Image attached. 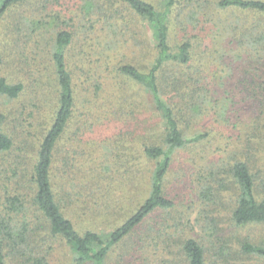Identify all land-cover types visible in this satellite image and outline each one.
Listing matches in <instances>:
<instances>
[{
    "label": "trees",
    "instance_id": "trees-1",
    "mask_svg": "<svg viewBox=\"0 0 264 264\" xmlns=\"http://www.w3.org/2000/svg\"><path fill=\"white\" fill-rule=\"evenodd\" d=\"M29 1L0 0V70L14 64L15 56L26 65L19 64V71H12L27 77L31 67L39 69L41 63H47V83L41 74L29 83L31 91H36L35 98L24 99L28 89L24 82L12 83L0 77V96L21 100L15 111L23 120L22 132L14 138L5 132L6 115L0 113V264H53L56 245L61 243L73 252L70 264H109L116 248L128 242L130 264H209L204 247L185 235L183 217H171L177 205L167 180L178 163L189 164V153L216 134L214 130L196 129L208 118V107L216 110L215 122L228 130L231 125L238 129L228 117L232 100H214L201 92L202 81L190 70L193 44L189 31L203 22L215 23L212 13L229 14L219 18L222 26L217 29L264 72V0H158L156 4L148 0H82V10L95 22L92 30L103 37L104 50L97 68L101 84L127 85L121 92L127 91L132 100L142 94L161 119L159 133L153 136L157 144H141L135 157L150 172L146 193L126 219L104 237L94 229L81 233L72 219L81 220L84 215L104 218L120 203L121 196L113 203L109 200L110 191L99 170L85 182L71 179L68 166L67 170L58 166L61 145L77 109L78 85L89 84L91 78L84 79L72 62L73 32L58 30L45 45H35L31 38L22 48L23 30L17 16ZM63 15L67 16L57 12L55 17L62 19ZM30 29L43 32L35 23ZM148 30L155 39L151 47L146 38ZM17 31L22 34L20 39L15 37ZM120 32L124 38L126 33L130 37L124 44L131 40L130 46L136 48V58L130 57L128 62L121 59L125 52H116L122 47L116 40ZM252 90L256 95L249 101L257 110L252 114V127L244 129L243 138H237L244 139L241 154L236 148L231 150L233 156L211 166L226 168L211 169L208 176L201 179L199 175L196 181L208 208L222 203L223 193H233L231 220L238 229L264 226V98L258 95L264 91V84L254 82ZM183 171L178 169V173ZM100 196L103 199L98 201ZM158 212L173 222L165 217L161 227L154 229L150 222ZM203 212L207 221H216L214 212ZM145 226H149V234L142 237L140 231ZM161 248V252L175 257L158 258ZM241 252L264 264V243H243ZM126 257L121 256L122 262ZM222 257L227 259V255Z\"/></svg>",
    "mask_w": 264,
    "mask_h": 264
},
{
    "label": "rangeland",
    "instance_id": "rangeland-1",
    "mask_svg": "<svg viewBox=\"0 0 264 264\" xmlns=\"http://www.w3.org/2000/svg\"><path fill=\"white\" fill-rule=\"evenodd\" d=\"M148 1L152 4L158 2V0ZM83 6L82 0H30L24 8L18 10L17 23L23 30V38L19 31L15 37L23 39L22 48H24L31 38L35 39V45L40 43L45 45L58 30H68L74 34V43L70 48L72 62L82 71L84 79L87 78L89 81L90 77L91 80L84 86L78 85L77 109L71 129L64 136L60 150L61 163L58 166L64 170H67L68 166L71 179L81 178V181L85 180V182L93 177L94 171L99 170L110 191L109 200L113 203L121 196L120 203L110 209L104 218L96 220L84 215L80 220L72 217L81 233L94 229L104 237L110 235V229L126 219L146 193L147 177L150 172L148 168L141 166V159L137 161L135 157L138 156L137 150L141 144H157L153 136L159 133L161 119L151 111L142 94L134 96L137 100H132L127 91L121 92L127 85L101 84L97 68L100 66L101 50H104L103 37L96 35L94 29L92 30L91 25L95 22L93 17L82 10ZM57 12L67 16L63 15L62 19H57L55 17ZM228 15L212 13L211 18L215 23L203 22L189 31L193 44L190 70L194 72V78L198 77L202 81L201 92L208 93V96L214 97V100L227 97L232 100L233 109H230L228 117L238 130L233 129L232 125L230 130L222 127L214 121L217 118L216 110L207 108L208 118L196 126V129L203 132L214 130L216 134L212 136L209 143L200 144L193 149L189 153L190 163H185L183 166L178 163L172 177H169L170 180L168 178L167 183H170L172 198L177 205L171 217L177 219L183 217L181 221L186 227L185 235L196 239L204 247L209 264H260L252 256L242 254L241 245L243 243L262 245L264 226L250 225L241 229L236 228L231 220L233 193L230 191L223 193L222 203L208 208L206 203L202 202L201 190H198L196 183L199 175L202 179V176H208L211 169L226 168L224 165L217 169L211 167L214 161L219 163V159L233 156L230 151L235 148L240 153L244 146V139L240 141L237 138L239 136L243 138L244 129L249 130V127H252L251 124L254 121L252 114L257 110L249 101L252 102L256 95L252 90L254 82L258 85L264 84V72L257 69L259 65L248 58L249 54L242 55L230 40H226V34L217 29L222 26L219 18H227ZM211 18L209 15L210 20ZM31 23L41 25L43 32H32ZM146 34L147 42L151 47L155 41L153 32L148 30ZM128 36L126 33L124 38L123 32H120L116 38L122 44L116 52L122 50L127 54L121 58L123 62H128L126 60L130 57L136 58L134 55L136 48L130 46L133 41L129 40V44H124L125 40L130 38ZM42 49L45 50V48ZM147 53L149 54V51ZM242 58L248 60H241ZM12 61L15 63L0 70V77H6L12 83L24 82L28 86L22 95L24 99L33 96L35 98L36 91L35 93L31 91L29 83L35 81L39 74L47 83V63H41L39 67L41 73L36 72L38 68L31 67L28 79L23 73L12 71H19L16 68H19V64L26 65L25 61L16 56ZM33 65L34 61L31 62V66ZM98 84H101L102 88L98 87ZM261 91L258 95L264 98V91ZM36 100L39 102L37 95ZM20 103L21 100L12 101L0 96V113L6 115L7 119L4 129L14 138L22 132L23 120L17 118L19 113L15 111ZM43 109L47 110L46 107ZM42 113L44 115V111ZM181 168L184 170L183 173H178V169L181 170ZM222 175L225 179L226 175ZM102 199L100 196L98 201ZM207 209L214 212L213 215L217 218L215 222L207 221V216L203 212ZM165 217L170 219V223L173 222L165 213L158 212L150 222L154 229L161 227L160 223ZM148 229L149 226L143 227L140 235L144 237L149 234ZM56 246L53 264H70L73 252L63 243ZM129 247L130 242L116 248L109 264H130L132 261L129 254L131 253L127 254ZM172 250L175 252L176 248ZM161 251H163L162 248L157 253L160 259L166 255L168 259L175 257ZM124 254L127 256L125 263L121 259ZM221 255H227V259Z\"/></svg>",
    "mask_w": 264,
    "mask_h": 264
}]
</instances>
